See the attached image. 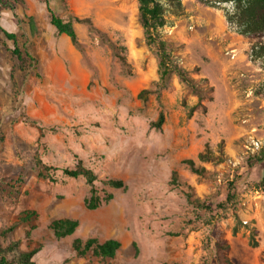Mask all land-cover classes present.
I'll return each mask as SVG.
<instances>
[{
	"label": "rangeland",
	"instance_id": "374dc122",
	"mask_svg": "<svg viewBox=\"0 0 264 264\" xmlns=\"http://www.w3.org/2000/svg\"><path fill=\"white\" fill-rule=\"evenodd\" d=\"M149 1L113 0L115 27L84 36L80 48L98 55L104 74L91 70L88 96L55 98L58 119L31 131L16 85L2 95L15 114L0 110V258L17 264L18 253L34 251V264H264V36L239 35L225 19L228 0H155L164 24L146 30L138 8ZM26 69L17 70L21 81ZM250 137L262 143L253 153ZM78 162L96 176L94 210L85 206L91 186L62 174ZM62 218L78 227L56 239L49 225ZM75 238L120 248L112 259L79 256Z\"/></svg>",
	"mask_w": 264,
	"mask_h": 264
},
{
	"label": "crops",
	"instance_id": "0c3cea01",
	"mask_svg": "<svg viewBox=\"0 0 264 264\" xmlns=\"http://www.w3.org/2000/svg\"><path fill=\"white\" fill-rule=\"evenodd\" d=\"M1 3L0 110L5 109L4 119L14 116L15 113L6 111L2 95L11 93L16 85L15 90L20 92L25 104V126L38 131L37 126L58 119L60 94L71 97L75 91L88 96L91 70L97 76L104 74L98 55H89L80 45H84L82 39L91 28L105 32L115 27L113 0H3ZM46 3L62 21H71L76 43L50 24ZM5 34L13 35L14 39H7ZM19 67L27 68L23 81L16 75ZM33 69L36 76L30 73ZM13 132L20 139L26 136L21 124L15 125Z\"/></svg>",
	"mask_w": 264,
	"mask_h": 264
},
{
	"label": "trees",
	"instance_id": "16d2710c",
	"mask_svg": "<svg viewBox=\"0 0 264 264\" xmlns=\"http://www.w3.org/2000/svg\"><path fill=\"white\" fill-rule=\"evenodd\" d=\"M203 2V0H199ZM233 3V11L231 14H225V19L227 23L233 24L236 28V31L239 35L245 36L248 38H259L264 36V0H228ZM207 4V3H206ZM46 11L49 16L50 24L55 28L59 34H65L68 36L73 43H76V35L72 27L71 21H62L49 7L46 3ZM140 19L142 22V27L146 30L155 29L156 27H162L164 24L163 19V8L155 0H150L149 4L139 5L138 8ZM79 21L78 19H76ZM88 23V20H84ZM6 38L13 40L14 36L5 34ZM15 54H17L15 52ZM19 58V57H18ZM161 68V77L165 76L169 70L167 65L162 59L159 63V70ZM181 81L186 84H191V81L185 76L184 72L179 73ZM205 80V79H204ZM141 91L138 93V97L141 96ZM193 112V107L189 110V114ZM163 123V115L160 113L157 121L152 124L156 129H159ZM199 159H202V155H198ZM193 173H197L198 170L194 167V163L191 160L183 161ZM45 170H48L49 167H43ZM62 174L68 178L77 179L83 178L87 184L91 186L90 197L85 201V206L88 210H94L99 205L101 200L95 195V191L92 189V183L95 181L96 176L92 170L82 166L80 162L76 164L73 169H62ZM264 182V179H263ZM107 184L115 189H120L123 187L121 181L109 180ZM229 197V196H228ZM111 198V195H108L103 200L107 201ZM78 227V222L76 220H71L67 218L53 220L49 229L53 232V235L56 239H62L68 236H71ZM250 246L254 247L256 244L250 239ZM120 248L119 241L115 239H108L102 243L97 242L96 239L89 238L84 242L75 238L72 241V249L79 256H85L86 253L91 251L93 257L100 259H112L114 258L116 252ZM12 250V248L10 249ZM9 250V251H10ZM1 252V251H0ZM8 252V251H7ZM34 255V251L29 252H20L16 256L17 264H34L31 259ZM0 264H12L11 262L6 261L5 256H1ZM177 264V263H173ZM226 264H231L230 261H226Z\"/></svg>",
	"mask_w": 264,
	"mask_h": 264
},
{
	"label": "built area",
	"instance_id": "2783aa9c",
	"mask_svg": "<svg viewBox=\"0 0 264 264\" xmlns=\"http://www.w3.org/2000/svg\"><path fill=\"white\" fill-rule=\"evenodd\" d=\"M234 52H235V50L230 51L229 54L231 55V58H234V56H235ZM249 143H250V146L249 147L246 146L245 148L247 149L246 152H250V153H253L254 150L259 149L261 147V144H262L261 141L255 137H250Z\"/></svg>",
	"mask_w": 264,
	"mask_h": 264
}]
</instances>
